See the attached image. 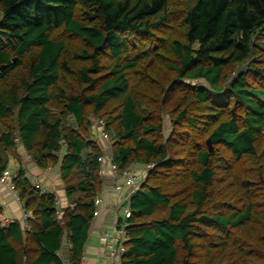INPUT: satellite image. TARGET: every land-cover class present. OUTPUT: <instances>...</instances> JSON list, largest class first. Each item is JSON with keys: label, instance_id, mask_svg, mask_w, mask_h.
<instances>
[{"label": "trees", "instance_id": "1", "mask_svg": "<svg viewBox=\"0 0 264 264\" xmlns=\"http://www.w3.org/2000/svg\"><path fill=\"white\" fill-rule=\"evenodd\" d=\"M1 66L0 176L19 144L68 205L19 168L29 217L0 221V264H65L62 242L79 264L96 119L119 170L152 165L121 264H264V0H0Z\"/></svg>", "mask_w": 264, "mask_h": 264}, {"label": "crops", "instance_id": "2", "mask_svg": "<svg viewBox=\"0 0 264 264\" xmlns=\"http://www.w3.org/2000/svg\"><path fill=\"white\" fill-rule=\"evenodd\" d=\"M93 133L97 136V127L93 125ZM96 138V137H95ZM19 160L8 157V164L6 171L9 172L10 177L13 173H17L19 168L24 171V176L32 182L33 178H37L40 185L46 192H53L59 198V208H65L68 203L64 196L62 182L59 176L58 167L48 166L46 169L41 170L32 162L27 153L24 152L22 147L18 144L16 147ZM100 179L102 186L97 196H101L103 201L96 208L99 212L97 216L92 219L91 226L88 231V238L84 245L83 253L86 257V264H110L107 257L106 248L99 241V233L102 230L110 229L118 215V204L120 197L123 194H116L112 189V179L106 167L100 166ZM9 180L6 184L0 183V221L3 225H8L13 221L19 222L21 228H24L26 221L23 220L22 209L20 202L16 198L18 191H10L7 187ZM68 243L62 242L58 253L63 257L65 262V253Z\"/></svg>", "mask_w": 264, "mask_h": 264}, {"label": "built area", "instance_id": "3", "mask_svg": "<svg viewBox=\"0 0 264 264\" xmlns=\"http://www.w3.org/2000/svg\"><path fill=\"white\" fill-rule=\"evenodd\" d=\"M94 125L97 127V138L103 144V153L98 157V162L101 164V167H106L108 172L111 175L112 179V189L113 191L120 195V201L118 204L119 210L118 215L110 229L102 230L99 233V241L104 245L107 252L108 261L110 264H121V255L124 251V242H125V228L127 226V220L131 215L130 209V198L135 192V190L140 186L142 180L144 179L147 171L152 167L151 164L141 166V175L137 170L132 167H127L125 169L119 170L116 164L113 162V155L111 152V141L104 128L103 121L101 119H96ZM30 157V155L28 154ZM16 177V173H13L10 177L8 171H3L0 176V183L6 184L7 180L9 183L7 185L10 191H16L13 179ZM32 184H34L41 193H45V189L40 185L37 178L32 179ZM18 199V194L15 195ZM19 200V199H18ZM56 206L59 204V198L55 195ZM103 199L101 196H96L94 199V216L99 214L97 206L102 203ZM22 209L23 220L29 217V213L24 210L22 204L20 203ZM120 212V214H119ZM79 264H86V257L83 255L80 257Z\"/></svg>", "mask_w": 264, "mask_h": 264}, {"label": "water", "instance_id": "4", "mask_svg": "<svg viewBox=\"0 0 264 264\" xmlns=\"http://www.w3.org/2000/svg\"><path fill=\"white\" fill-rule=\"evenodd\" d=\"M3 67H4V66H1V67H0V70H2ZM206 144H207V146H208V150H209V152H212V151H213V146H212V144H211V140H210V138H207V140H206ZM81 171H82L83 173H86V171H85L84 168H82Z\"/></svg>", "mask_w": 264, "mask_h": 264}, {"label": "rangeland", "instance_id": "5", "mask_svg": "<svg viewBox=\"0 0 264 264\" xmlns=\"http://www.w3.org/2000/svg\"><path fill=\"white\" fill-rule=\"evenodd\" d=\"M168 122H166L165 123V129L167 130V128H168ZM93 131V130H92ZM93 137H96V139H98L97 138V136H95V134H94V136ZM130 167H132V168H134L135 170H137L138 172H139V174L141 175L142 173H141V171H139L140 169H141V166H137V165H135V164H132V165H130ZM119 214H120V212H119Z\"/></svg>", "mask_w": 264, "mask_h": 264}]
</instances>
